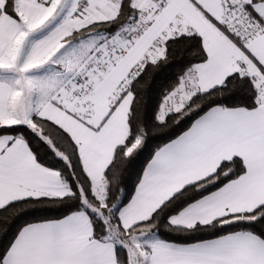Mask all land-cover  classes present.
<instances>
[{"label":"snow or ice","instance_id":"1","mask_svg":"<svg viewBox=\"0 0 264 264\" xmlns=\"http://www.w3.org/2000/svg\"><path fill=\"white\" fill-rule=\"evenodd\" d=\"M0 264H264V0H0Z\"/></svg>","mask_w":264,"mask_h":264}]
</instances>
